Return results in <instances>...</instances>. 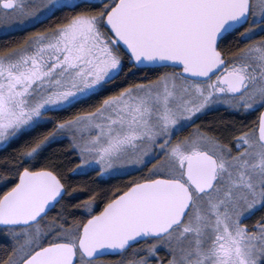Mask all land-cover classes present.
Segmentation results:
<instances>
[{
    "label": "snow or ice",
    "instance_id": "obj_1",
    "mask_svg": "<svg viewBox=\"0 0 264 264\" xmlns=\"http://www.w3.org/2000/svg\"><path fill=\"white\" fill-rule=\"evenodd\" d=\"M0 33V264H264V0H0Z\"/></svg>",
    "mask_w": 264,
    "mask_h": 264
},
{
    "label": "trees",
    "instance_id": "obj_2",
    "mask_svg": "<svg viewBox=\"0 0 264 264\" xmlns=\"http://www.w3.org/2000/svg\"><path fill=\"white\" fill-rule=\"evenodd\" d=\"M0 36H2V33H0ZM226 115V114H225ZM254 118V117H253Z\"/></svg>",
    "mask_w": 264,
    "mask_h": 264
}]
</instances>
